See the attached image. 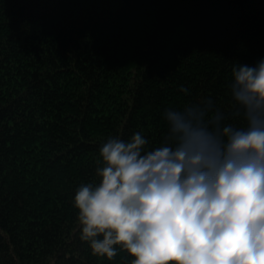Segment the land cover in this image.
I'll list each match as a JSON object with an SVG mask.
<instances>
[{"label":"trees","instance_id":"1","mask_svg":"<svg viewBox=\"0 0 264 264\" xmlns=\"http://www.w3.org/2000/svg\"><path fill=\"white\" fill-rule=\"evenodd\" d=\"M261 59L264 0H0V264H131L80 239L101 145L158 147L165 109L203 98L230 112L232 67Z\"/></svg>","mask_w":264,"mask_h":264},{"label":"clouds","instance_id":"2","mask_svg":"<svg viewBox=\"0 0 264 264\" xmlns=\"http://www.w3.org/2000/svg\"><path fill=\"white\" fill-rule=\"evenodd\" d=\"M228 88L230 112L211 98L165 109L158 147L140 132L101 145L96 179L73 197L93 255L112 260L119 246L131 264H264V59L235 64Z\"/></svg>","mask_w":264,"mask_h":264}]
</instances>
